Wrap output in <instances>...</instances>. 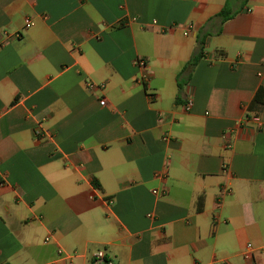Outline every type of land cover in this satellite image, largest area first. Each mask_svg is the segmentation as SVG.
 I'll return each mask as SVG.
<instances>
[{
  "label": "crops",
  "instance_id": "crops-1",
  "mask_svg": "<svg viewBox=\"0 0 264 264\" xmlns=\"http://www.w3.org/2000/svg\"><path fill=\"white\" fill-rule=\"evenodd\" d=\"M98 250L264 264V0H0V264Z\"/></svg>",
  "mask_w": 264,
  "mask_h": 264
},
{
  "label": "built area",
  "instance_id": "built-area-1",
  "mask_svg": "<svg viewBox=\"0 0 264 264\" xmlns=\"http://www.w3.org/2000/svg\"><path fill=\"white\" fill-rule=\"evenodd\" d=\"M32 25V21L30 18H25L24 19V28H28ZM134 64L138 67L141 68H145L146 66V59L144 58H137L134 61ZM149 80V75L145 72L143 74H141L137 81L141 84L147 82ZM89 88H93L95 87V85L93 83H90ZM191 107V100H188L187 104L185 105L186 110H189ZM36 134H39V130H36ZM153 193H157L156 190H153ZM47 240V239H45ZM252 251V245L251 244H247L246 245V249L244 251V255L248 256ZM92 261L94 264H113L111 257H109L103 250H98L96 251L93 256H92Z\"/></svg>",
  "mask_w": 264,
  "mask_h": 264
},
{
  "label": "trees",
  "instance_id": "trees-1",
  "mask_svg": "<svg viewBox=\"0 0 264 264\" xmlns=\"http://www.w3.org/2000/svg\"><path fill=\"white\" fill-rule=\"evenodd\" d=\"M225 11H226V6L222 9V11H221V14L223 15V17H225V15H224V13H225ZM195 60H196V57H193L192 58V60L190 61V63H194L195 62ZM261 92V90L259 89V93ZM258 99H257V96L255 95V101H257Z\"/></svg>",
  "mask_w": 264,
  "mask_h": 264
}]
</instances>
